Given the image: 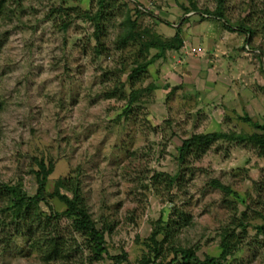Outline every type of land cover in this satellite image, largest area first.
I'll return each instance as SVG.
<instances>
[{"label": "rangeland", "instance_id": "obj_1", "mask_svg": "<svg viewBox=\"0 0 264 264\" xmlns=\"http://www.w3.org/2000/svg\"><path fill=\"white\" fill-rule=\"evenodd\" d=\"M145 1H108L98 35L106 51L100 55L95 24L77 16L96 12L98 0L4 3L0 183L20 184L26 196L35 195V171L43 161L52 167L44 195L59 216L51 224L29 220L18 231L19 210L0 212V264H41L38 246L44 234L64 242L58 247L63 256L48 264H110L122 254L133 264L166 263L174 257L175 247L194 249L201 260L217 257L224 228L231 229L243 211L247 217L236 228L238 249L224 264H264L262 220L254 217L264 212V157L259 150L249 141L222 137L206 152L189 155L183 162L178 159L183 139L195 133H263L240 117L249 113L253 121L264 123V0H224L227 23L214 15L217 0H193L196 10L189 0H156L151 12L140 10L136 16L135 7ZM51 7L68 10V19L60 13L48 16ZM128 14L137 17L141 41L172 40L177 27L182 31L181 47L167 50L164 59L148 66L147 75L132 82L128 79L132 62L142 57L133 54L132 44L120 49L115 45ZM65 19L70 21L66 29L61 26ZM240 22L252 34L241 31ZM196 40L198 44L187 47V52L185 43ZM181 51L192 55L184 70L191 74L201 59H207L215 79L224 76L219 63L227 66L237 59L238 74L231 76L234 88L205 94L195 86L200 91L191 94L186 85L166 95L164 80L183 64ZM156 52L150 48L147 57ZM122 83L127 84L125 90ZM131 83L146 92L128 106ZM112 89L117 96L109 98L105 93ZM207 99L214 101L208 104ZM216 100L220 104H214ZM223 103L224 114L215 111L221 109L215 105ZM170 176L175 177L172 184ZM60 180L79 186L85 208L104 232L107 253L98 255L73 229L67 205L56 194ZM213 180L229 190L213 185ZM58 191L72 196L62 185ZM2 201L0 196V206ZM39 211L42 217L50 215L43 202ZM158 227L162 230L156 245L151 236ZM172 264L186 263L179 257Z\"/></svg>", "mask_w": 264, "mask_h": 264}, {"label": "trees", "instance_id": "obj_2", "mask_svg": "<svg viewBox=\"0 0 264 264\" xmlns=\"http://www.w3.org/2000/svg\"><path fill=\"white\" fill-rule=\"evenodd\" d=\"M21 0H14V2H20ZM109 0H98V9L96 12L92 13L90 11H82L77 16L78 18H84L89 21H92L96 26V53L100 55L102 52L106 51L105 45L101 43L100 38L98 37L99 31L101 29V22L103 20H106V17L108 13L106 12ZM224 0H217V7L214 11V15L222 19L225 23L228 21L224 19ZM6 0H0V11L3 9L4 3ZM191 9L196 10V5L193 2V0H189ZM141 9L137 6L135 7V14L136 16L141 12ZM186 12H189V9L186 8ZM151 12V11H149ZM205 12L209 13L208 10H205ZM60 13L62 16H68V10L61 8V7H51L50 12L48 13V16H51L53 14ZM61 16V17H62ZM68 19V18H67ZM63 20L61 23L62 28H67L70 24L69 20ZM239 29L242 31H247L250 34H252L253 30L247 27L244 23L238 24ZM137 17L132 18L131 15H126L123 27L121 28L120 33L118 34L116 38L115 45L120 48H125L127 45L132 44L136 49L133 50V54L136 56L141 55V60H139L138 57L133 60V66L131 68L130 73L128 74L129 82L134 81L137 77H142L146 73H148V66L152 63H154L157 59H164L165 53L167 50H178L181 47L182 44V37H181V27H177L175 30V35L172 40H165L161 42H150V41H141L137 39ZM227 28H230L227 25ZM156 48L157 52L154 53L149 58L148 53L150 48ZM262 53V51H261ZM264 56V54H262ZM147 75V74H146ZM125 85L122 83L121 87H124L123 90H125ZM122 89V88H121ZM130 92L128 94V106H130L134 98H136L139 95H142L146 92V89L138 88L136 89L134 85L131 83L129 84ZM107 97L112 98L117 96V90L112 89L110 91H107L105 93ZM122 94V93H121ZM119 98H123L121 95ZM126 111V109H125ZM127 112V111H126ZM242 121L252 124L257 130H261L263 133L259 132H253L249 135H227L225 133L221 132H212V133H195L191 135L190 137L183 139L182 145L180 147L179 151V157L178 159L183 162L187 156L189 155H200L204 152H206L207 148L209 147L210 143L222 138L227 137L231 140H238V141H249L252 143L254 147H256L259 150V154L264 157V123L260 124L258 121H253L252 117H249L248 115L240 117ZM39 169L35 171V176L38 181V188L35 195L28 197L23 192V188L20 184L13 185V184H6V183H0V196L2 198L3 206H0V212L3 213L7 210H14L18 209L19 213L16 216V219L18 218V228L17 230H21L22 226L20 224H24V222H28L29 220L33 222L39 221L40 223L44 221V224H51V221L53 218L59 216V213L52 210V206L47 201L44 195V187L46 184V181L48 180V175L52 171V167H47L43 161L38 162ZM169 183L172 184L174 181L173 177H169ZM212 184L229 190V187H226L222 185L218 180H213ZM64 186L65 189L71 192L72 196H69L68 194H60L58 191L59 186ZM56 194L58 195V198L63 201L67 205L66 213L72 217V227L75 231L80 232L83 236L86 237L87 240L90 241V244L92 245V249L96 251L98 255H101L103 253H107V248L105 246V239H104V232L101 229H98L92 220L90 214L88 213L87 209L85 208L84 204V198L80 195L79 186L77 184H74L72 187H69L68 185H65L62 183V180L57 182V189ZM43 202L46 206L50 209V215L47 217H42L40 211H39V204ZM34 206L35 210H27L29 206ZM25 210V211H24ZM39 211V212H38ZM247 213L246 211H243L239 217H235L234 220H237V223L233 224V227L229 229V227H225L222 233V239L220 242L221 252L220 255L217 257L212 256H206L205 259L201 260L195 255L194 249H185L183 247H173L174 249V257L171 258L168 262H157L156 264H172L174 261H176L179 257L182 258L184 263H190L193 262L194 264H224V262H227L228 258L235 253V251L238 249L239 243H240V235L237 232V227L243 225V220L246 219ZM256 218H261L262 225L261 230L264 231V212H258L254 216ZM238 218V219H237ZM3 226V224H0ZM162 229L158 227L157 229L153 230L152 232V241L158 245L159 242L156 241V235L161 232ZM169 234V231L167 232ZM49 234H44L41 238L42 246L39 245L40 249V256L42 259L41 264H48L50 261L55 257V259H59L61 256V253L58 252V247L60 244H63V240L58 239L55 240L53 238H49ZM57 257V258H56ZM66 258V257H65ZM115 262L112 264H122V262H125V264H133L129 261H127L126 255L122 254L119 256H116ZM59 264H65V263H59ZM68 264V263H67ZM227 264V263H225Z\"/></svg>", "mask_w": 264, "mask_h": 264}, {"label": "crops", "instance_id": "obj_3", "mask_svg": "<svg viewBox=\"0 0 264 264\" xmlns=\"http://www.w3.org/2000/svg\"><path fill=\"white\" fill-rule=\"evenodd\" d=\"M196 38H198L201 41L203 40L201 36H198ZM199 40H196V42H193V43L191 41L190 44L189 43H186L185 44V48L187 49V47L196 46L195 44H198ZM188 49H187V52H188ZM183 52H184V50H183ZM183 52L181 51V55H180V58H181V61H182L183 64L182 65L181 64L178 65L179 68L178 67H177L178 69L175 68V71H172L171 73H168V76H167L168 78H166L164 80L163 90H164V92H165L166 95L167 94L169 95L170 93H172L173 91H175V89H177V88L180 89L183 86L186 87V85L190 89L193 90L191 94H195L196 91L199 90V89H201L202 92L203 93L205 92V94H206V91L208 92V91L211 90V91L214 92L218 88H225V86H228V88H230V86L232 85L231 87L234 88L233 87V82H234L233 80L234 79H232L231 76L238 74V72H237V70H238L237 65H238V62L239 61L237 59H234V62H232V63H228L227 66H226V63H225V65H222V63H219V68L222 69V70H224V76H222V78L215 79V77L213 76V73L214 72H212L211 65H209L207 63L208 62L207 59H201L202 61L198 62L199 63V67L198 68L195 67V70L193 69V73H191V74H190L189 70H187V71L184 70V67L186 68V67L189 66L186 63V61L190 63L191 58H192V55L191 54L189 55V54H186V53H183ZM175 57H177V56L175 55L174 58ZM193 58L198 61V59L195 58L194 56H193ZM178 61H180V60H178ZM165 67L167 68V67H169V65H166ZM165 67H163L162 70ZM191 76H193L192 78H194V79H189V78H191ZM165 85H166V87H165ZM195 86L196 87L198 86L199 89L197 88V90H196L194 88ZM236 92H237V89H236ZM213 101L214 100H211V101H208V99L206 100V102L208 104H210L211 102L213 103ZM197 102H199V104H201V106H207V104H205L203 101H198L197 100ZM214 104H220V101L219 100H216L214 102ZM224 104L225 103H223L221 105H215V108L216 107H220L221 108V109L215 110V111H217L218 113L223 112L222 114H224V112H225L224 109L226 108ZM248 115H249V113H248Z\"/></svg>", "mask_w": 264, "mask_h": 264}, {"label": "built area", "instance_id": "obj_4", "mask_svg": "<svg viewBox=\"0 0 264 264\" xmlns=\"http://www.w3.org/2000/svg\"><path fill=\"white\" fill-rule=\"evenodd\" d=\"M156 0H146V2H144L142 5H139V8L143 11H151L156 5L155 2ZM186 44V43H185ZM112 264V263H110Z\"/></svg>", "mask_w": 264, "mask_h": 264}]
</instances>
